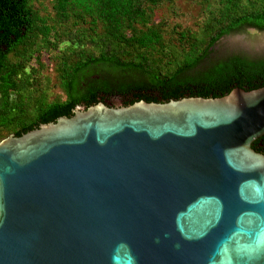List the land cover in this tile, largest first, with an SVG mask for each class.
<instances>
[{"label": "water", "instance_id": "water-1", "mask_svg": "<svg viewBox=\"0 0 264 264\" xmlns=\"http://www.w3.org/2000/svg\"><path fill=\"white\" fill-rule=\"evenodd\" d=\"M264 84L109 94L0 141V264H264Z\"/></svg>", "mask_w": 264, "mask_h": 264}, {"label": "trees", "instance_id": "trees-1", "mask_svg": "<svg viewBox=\"0 0 264 264\" xmlns=\"http://www.w3.org/2000/svg\"><path fill=\"white\" fill-rule=\"evenodd\" d=\"M30 1L0 0V129L10 134L89 97L212 94L264 84V55L253 58L213 49L234 30H264V0H219V17L203 28L206 38L181 30L176 52L164 50L162 28L151 20L154 7L163 0H52L57 16L65 18L75 6L80 9L72 15L90 16L91 30L95 32V22L101 25V34L89 38L99 49L97 54L72 49L59 62L62 100L30 98L31 74L22 73L20 60L8 58L38 29ZM136 22L143 28H137ZM39 30L46 34L49 28L41 25ZM153 52L157 55L150 57ZM251 147L264 154V134Z\"/></svg>", "mask_w": 264, "mask_h": 264}, {"label": "rangeland", "instance_id": "rangeland-1", "mask_svg": "<svg viewBox=\"0 0 264 264\" xmlns=\"http://www.w3.org/2000/svg\"><path fill=\"white\" fill-rule=\"evenodd\" d=\"M30 6L37 18L38 29L27 45L19 46L8 58L13 61L20 60L24 66L22 73L31 74L30 89L33 94H29L30 98L34 96L42 97L46 101H59L64 97L59 85V62L63 57L69 56L70 50L76 48L97 54L99 48L89 38H93L95 32L101 34L102 27L95 22L94 32L91 30L90 16L84 15L80 18L72 15L79 7L68 9L65 19L55 14L52 0H31ZM219 7V0H163L158 3L154 7L151 20L162 28L164 50L178 51L176 37L181 30L205 39L203 28L219 17ZM41 25L49 28L46 34L40 32ZM134 25L143 28L138 22ZM213 49L219 53H246L253 58L263 56L264 30H234L221 37ZM156 55L153 52L149 56ZM10 135L6 129H0V141Z\"/></svg>", "mask_w": 264, "mask_h": 264}]
</instances>
